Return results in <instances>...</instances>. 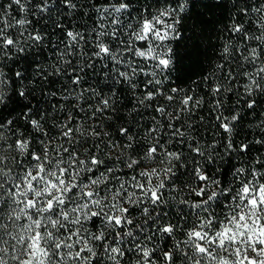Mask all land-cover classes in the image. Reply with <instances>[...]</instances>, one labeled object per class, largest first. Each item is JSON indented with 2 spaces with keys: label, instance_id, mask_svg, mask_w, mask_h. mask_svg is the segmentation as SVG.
I'll use <instances>...</instances> for the list:
<instances>
[{
  "label": "snow or ice",
  "instance_id": "1",
  "mask_svg": "<svg viewBox=\"0 0 264 264\" xmlns=\"http://www.w3.org/2000/svg\"><path fill=\"white\" fill-rule=\"evenodd\" d=\"M0 264H264V0H0Z\"/></svg>",
  "mask_w": 264,
  "mask_h": 264
},
{
  "label": "trees",
  "instance_id": "2",
  "mask_svg": "<svg viewBox=\"0 0 264 264\" xmlns=\"http://www.w3.org/2000/svg\"><path fill=\"white\" fill-rule=\"evenodd\" d=\"M217 11H219V10H217Z\"/></svg>",
  "mask_w": 264,
  "mask_h": 264
}]
</instances>
